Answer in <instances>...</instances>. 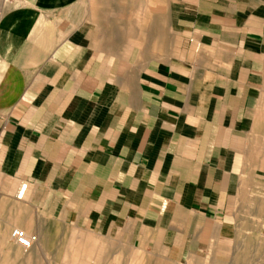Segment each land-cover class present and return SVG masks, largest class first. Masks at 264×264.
Returning a JSON list of instances; mask_svg holds the SVG:
<instances>
[{"label":"crops","instance_id":"obj_1","mask_svg":"<svg viewBox=\"0 0 264 264\" xmlns=\"http://www.w3.org/2000/svg\"><path fill=\"white\" fill-rule=\"evenodd\" d=\"M260 176L264 0H0V228L29 249L177 257Z\"/></svg>","mask_w":264,"mask_h":264},{"label":"rangeland","instance_id":"obj_2","mask_svg":"<svg viewBox=\"0 0 264 264\" xmlns=\"http://www.w3.org/2000/svg\"><path fill=\"white\" fill-rule=\"evenodd\" d=\"M235 215L227 234L211 239L196 236L191 250L177 257L170 253L163 258H149L143 264H264V176L245 190ZM12 230L0 228V264H93L90 253L78 251L87 240L83 233L63 230V235L48 238L45 250L36 252L16 244ZM101 264H108L107 259Z\"/></svg>","mask_w":264,"mask_h":264},{"label":"built area","instance_id":"obj_3","mask_svg":"<svg viewBox=\"0 0 264 264\" xmlns=\"http://www.w3.org/2000/svg\"><path fill=\"white\" fill-rule=\"evenodd\" d=\"M14 241L16 244H18L23 249L27 250L32 246V243L34 241L33 236H28L19 228H14L11 233Z\"/></svg>","mask_w":264,"mask_h":264}]
</instances>
